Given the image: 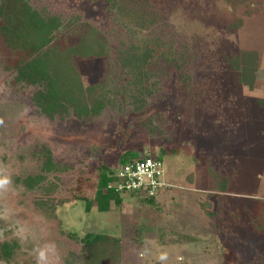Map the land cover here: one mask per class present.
I'll return each mask as SVG.
<instances>
[{"label":"rangeland","instance_id":"obj_1","mask_svg":"<svg viewBox=\"0 0 264 264\" xmlns=\"http://www.w3.org/2000/svg\"><path fill=\"white\" fill-rule=\"evenodd\" d=\"M132 2L149 4L159 34H139L125 18L124 26L112 24L107 0H30L42 16L59 19L55 45L72 46L89 26L109 44L106 58L77 62L83 84L104 85L108 100L88 121L42 116L32 102L38 87L17 84L4 70L0 39V177L7 179L0 186V246L15 244L0 264H37L40 250L46 264H83L79 240L86 233L120 239L119 264H264V233L256 227L264 215V0ZM143 37L153 58L141 86L122 68L129 57L122 43ZM170 44L185 62L181 72L160 57ZM243 51L259 56L252 92L225 63ZM154 80L160 89L146 96ZM139 93L145 101L136 110ZM129 150L163 153L168 189L151 202L123 196L106 213H85L77 197L92 199L100 167L115 168ZM36 175L45 179L28 190L23 179ZM220 182L225 191L213 188Z\"/></svg>","mask_w":264,"mask_h":264},{"label":"trees","instance_id":"obj_2","mask_svg":"<svg viewBox=\"0 0 264 264\" xmlns=\"http://www.w3.org/2000/svg\"><path fill=\"white\" fill-rule=\"evenodd\" d=\"M96 2L97 0H89ZM253 2L255 0H243ZM109 12L112 13V24L122 25L123 18L128 24L136 27V32L142 34H159V16L151 10L149 4L137 7V2L132 0H107ZM61 23L54 16H42L38 10L30 5V0H0V39L4 51L3 60L6 62L4 70L14 73V81L26 86H37L38 90L32 96V102L38 112L50 120L64 121L73 117L78 121H88L98 118L106 109L108 100H105L104 85L94 84L85 86L78 72L77 62L89 59L106 58L109 55V44L106 38L95 28L89 26L79 33L77 43L72 46L55 45L56 35L59 33ZM160 41V38H159ZM141 44H124L129 57L125 58L122 68L126 75L137 77L141 86L150 78L147 76L145 67L153 58L152 50L145 37ZM169 51L160 54V57L168 61L171 71L181 72L185 65L180 53ZM6 52L8 54H6ZM6 57V60H5ZM169 58V59H168ZM226 64L235 74L236 83L254 91L259 70V56L256 51H243L238 54H230L225 57ZM146 76L141 80L142 77ZM155 85V86H154ZM153 88H147L146 96L150 92H158L160 85L157 80L153 81ZM132 92V90H131ZM145 95V94H144ZM135 97V96H134ZM132 99V98H131ZM145 98L139 93L134 99L136 110L143 108ZM258 105L264 109V100H259ZM138 106V107H137ZM163 154V153H162ZM162 154L155 156L162 160ZM134 151H126L120 156L115 168L107 165L100 167L95 184V192L92 199L84 196L77 197L85 203V213L96 210L99 213L108 212L112 206L118 207L123 201V196H136L151 202L156 198H146L133 193L121 195L109 185L116 182L115 174L125 165L132 163L141 156ZM45 171L52 169L50 152H47V160L44 163ZM213 173L212 170H209ZM217 174L212 176L214 180ZM45 179L43 175H36L23 179L22 183L28 190H33ZM221 183V185H220ZM218 183L216 191H225L224 182ZM43 203V202H42ZM257 229L264 233V215ZM81 250L84 254L83 264H119L122 250L120 239L105 234L86 233L80 240ZM15 244L7 243L0 246L1 258L8 261L12 257Z\"/></svg>","mask_w":264,"mask_h":264},{"label":"built area","instance_id":"obj_3","mask_svg":"<svg viewBox=\"0 0 264 264\" xmlns=\"http://www.w3.org/2000/svg\"><path fill=\"white\" fill-rule=\"evenodd\" d=\"M116 182L109 186L121 195L135 194L156 198L169 185L162 182L163 161L155 156H141L122 167L116 174Z\"/></svg>","mask_w":264,"mask_h":264},{"label":"clouds","instance_id":"obj_4","mask_svg":"<svg viewBox=\"0 0 264 264\" xmlns=\"http://www.w3.org/2000/svg\"><path fill=\"white\" fill-rule=\"evenodd\" d=\"M5 183H7V179L0 177V186L4 185ZM38 256H39V259L37 261V264H46V253H45V251L40 250V252L38 253Z\"/></svg>","mask_w":264,"mask_h":264},{"label":"crops","instance_id":"obj_5","mask_svg":"<svg viewBox=\"0 0 264 264\" xmlns=\"http://www.w3.org/2000/svg\"><path fill=\"white\" fill-rule=\"evenodd\" d=\"M164 190H162L160 193H159V195L163 192Z\"/></svg>","mask_w":264,"mask_h":264}]
</instances>
